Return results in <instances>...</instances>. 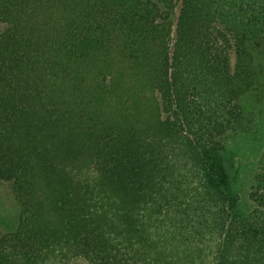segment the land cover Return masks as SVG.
I'll return each instance as SVG.
<instances>
[{"label": "trees", "instance_id": "trees-1", "mask_svg": "<svg viewBox=\"0 0 264 264\" xmlns=\"http://www.w3.org/2000/svg\"><path fill=\"white\" fill-rule=\"evenodd\" d=\"M0 264H264V0H0ZM264 141V138H263Z\"/></svg>", "mask_w": 264, "mask_h": 264}, {"label": "rangeland", "instance_id": "rangeland-1", "mask_svg": "<svg viewBox=\"0 0 264 264\" xmlns=\"http://www.w3.org/2000/svg\"><path fill=\"white\" fill-rule=\"evenodd\" d=\"M144 3L155 0H141ZM3 26L0 25V32ZM264 132L259 130L249 136L229 141L224 153L229 174L228 185L233 199L232 212L236 216L249 214L255 205L249 197L254 177L264 155ZM22 214L21 207L8 183H0V231L3 234L17 230ZM81 264V263H76Z\"/></svg>", "mask_w": 264, "mask_h": 264}]
</instances>
